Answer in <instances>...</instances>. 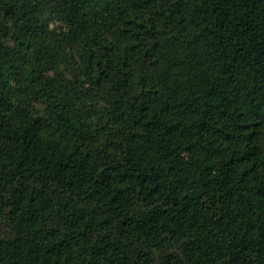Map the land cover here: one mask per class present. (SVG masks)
I'll list each match as a JSON object with an SVG mask.
<instances>
[{"label":"trees","instance_id":"trees-1","mask_svg":"<svg viewBox=\"0 0 264 264\" xmlns=\"http://www.w3.org/2000/svg\"><path fill=\"white\" fill-rule=\"evenodd\" d=\"M0 264H264V0H0Z\"/></svg>","mask_w":264,"mask_h":264}]
</instances>
